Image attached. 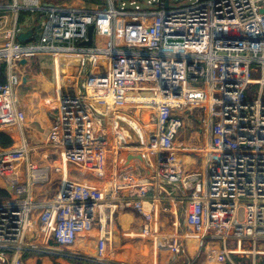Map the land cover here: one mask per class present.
<instances>
[{
    "label": "built area",
    "instance_id": "1",
    "mask_svg": "<svg viewBox=\"0 0 264 264\" xmlns=\"http://www.w3.org/2000/svg\"><path fill=\"white\" fill-rule=\"evenodd\" d=\"M156 2L153 8H142L136 0L130 2L135 8L126 0L121 6L103 0L84 7L38 0L0 3V14L41 13L25 42L18 39L24 30L17 20L12 26L2 22L0 64H6L7 81L0 83V114L17 124L25 120L15 97L23 82L20 70L30 61L48 59L58 100L48 145L57 149L62 164L90 167L81 171L83 176L88 170L117 174L114 186L101 189L66 178L61 168L56 193L41 204L34 202V189L51 182L49 164L32 160L25 137L18 148L0 150V170L18 162L27 167L25 180L12 184L14 195L0 199V264H22L23 254L38 248L27 240L38 234L32 220L37 210L39 232L58 246L96 232L102 259L114 234L102 209L111 212L113 224L117 210L134 208L145 216L148 233L161 197L149 191L179 182L185 225L203 233L201 246L207 242L209 258L231 261L239 254L253 264L264 261V0ZM254 85L260 86L257 92ZM145 89L162 100L150 103L147 120L138 121L131 109L143 112V104L134 103L131 94ZM189 118L203 131L206 127L207 138L181 147L201 160L198 170L184 174L176 142ZM123 125L132 135L120 133ZM130 155H140L150 168V177L138 185L134 173L118 171L128 167ZM118 176L125 182L118 183ZM124 188L137 190L122 197ZM215 241L221 242L219 251L211 244ZM174 246L176 254L185 251L180 241Z\"/></svg>",
    "mask_w": 264,
    "mask_h": 264
},
{
    "label": "crops",
    "instance_id": "2",
    "mask_svg": "<svg viewBox=\"0 0 264 264\" xmlns=\"http://www.w3.org/2000/svg\"><path fill=\"white\" fill-rule=\"evenodd\" d=\"M11 1L12 3H9ZM11 1L0 0V3L14 4L16 2V0ZM18 1L23 3V0ZM31 1L32 0H25L27 3ZM38 1L47 6L84 7L89 5V3L85 0ZM3 14L7 16L5 19L0 16V41L3 39V21L7 23L6 26H12L15 23V20H17L18 25L21 26L24 32L31 30L33 33V30L36 24L39 22L38 20L41 15V13H33V15L27 10H21L17 13L18 15L12 11ZM36 62L39 63V65H34V62L30 61L24 70H20L23 76V82L21 85L15 88V97L17 100L16 105L19 110L25 113V120L22 123L17 124L14 118H9L8 114L7 116L4 112L0 114V130L9 128L11 130V136L14 140V143L11 147L2 148L0 146V150L18 148L22 144L25 137L31 149L32 160L40 161L42 164L47 165L49 164L47 159L48 156L54 155V151L52 149L53 147L48 145L47 139L51 125L53 124V109L57 108L58 100L56 95V86L54 80H52V70L50 71L49 68L51 66L50 61L48 59H40ZM140 94L148 95L150 93L142 92ZM50 107L52 108L49 109ZM143 112H145L144 118L147 120V115L149 112L148 109L143 108ZM187 126L188 128L182 131L176 142L177 146H180L178 154L181 158V162H183L181 170L184 174L198 170L201 166V160L198 159L194 153L186 154L181 150V147H183V145H189L192 147L193 145L200 143L203 138H207L206 127H204L203 131L201 124H199L196 119L189 118L187 120ZM125 130V125L119 127L120 133H124ZM126 153L127 156L130 154L127 151ZM17 165H19V168L16 167ZM111 166L112 165H109L108 167L111 168ZM72 167L75 169L74 166ZM61 168L63 169L64 173L68 172L67 164H61ZM140 169L144 170V175L139 172ZM120 170H122V175L134 173V185H138L150 177V168L148 167L146 160H143L142 158H131L128 162V167L125 170L124 168L119 167L118 171ZM21 173L23 174V180L21 181H24L27 173V167L23 162H18L3 168L0 171V183H3L0 184V187L6 188L8 190V187L12 186L13 183L21 182L17 178H12V176L20 177L18 175H21ZM73 174L72 177L79 178V174ZM1 175H6L8 178L11 177L9 178L10 182L7 183L5 181L6 179H2L3 176ZM55 175L56 173H51L52 177H55ZM116 175L117 174L114 173L113 176L116 177ZM113 176L109 173L104 175L101 174V176H98L101 180L96 177H91V181L92 183L98 181L101 183V185H103L102 182L105 184L109 183V185L114 186L116 178ZM121 176L117 177L118 183L125 182ZM42 186L43 184L41 186L37 185L35 187L34 202L44 204L54 196V191L50 190H55L56 193L58 187L55 189L50 188L49 190H44ZM136 190V188H124L119 190V194L123 197L130 195ZM10 192L11 197L14 195V193L13 190ZM154 193L160 194L161 197L155 201L156 211L152 217V220L150 221L151 231L148 233L144 232V226L147 223L145 216L134 208L117 210L114 214L113 224L110 223L112 222L111 212L109 214L104 208L102 209L101 215L102 218H104L105 224L107 225L109 223L108 228L112 229L113 231L118 230L120 237L118 246L113 244L112 239L114 234L110 239L108 237L109 240L107 242L106 257L102 259L98 258L97 250L99 235L96 232L82 234L78 237L73 245L64 248L66 253L63 254L60 259H58L59 257H53L47 248L54 249V251H61V247L57 245H43L44 243L49 242V240H47L45 236H41V233L39 232L38 210L35 211V214H33L32 218L34 223L33 229H35L38 234L34 237H28L27 235V240L31 239L33 244H38V248L36 250H29L25 252V254H23L22 264H55V261H59L63 264H84V261H91L92 264H232L231 261H234L237 264H243L238 261V258L235 260L233 255H231V261L228 259L225 261H218L216 260L219 259L218 257L216 259H212L209 258L208 255L207 262L203 263L204 261H200L201 259L199 260V252L196 251L197 245H199V243L201 246L200 237L203 234H191V232L187 233L189 231H185L186 225L184 217H179L181 213L180 211H182L181 208L184 210L182 204L177 200L179 196L184 194V189L181 186V182L177 183L176 185L167 184L165 190L160 188V185L159 187L155 185L152 187V190L149 191V194ZM182 224L184 227H182ZM177 241H180L185 248V251L179 254L175 253L174 244ZM188 242L190 244H188ZM205 244H207V242H204V246ZM211 244L214 245L218 251L219 248H221L220 241L211 242ZM208 246L211 247L210 244H208ZM187 251L192 253L196 252L193 254V257H191L195 261H193L191 258H187L186 256L184 257ZM235 255L239 254H234V256ZM209 261H211V263ZM247 263L253 264L251 257L248 258ZM262 264H264V261H262Z\"/></svg>",
    "mask_w": 264,
    "mask_h": 264
},
{
    "label": "rangeland",
    "instance_id": "3",
    "mask_svg": "<svg viewBox=\"0 0 264 264\" xmlns=\"http://www.w3.org/2000/svg\"><path fill=\"white\" fill-rule=\"evenodd\" d=\"M11 1V0H10ZM132 0H126V2L128 3V5L131 7V8H135V6H136V4L137 5H140L142 8H153L156 4H157V2H156V0L155 1H153V0H151V2H149V0H136V4H130V2H131ZM171 1H175V0H171ZM182 1H184V3H186V2H190V1H193V0H178V2L177 3H180V2H182ZM9 3H12V1L11 2H9ZM117 4H118V6H121V0H117ZM36 61H38L37 59L34 61L33 60V62H34V65L35 64H38L39 65V63H37ZM50 68V71L52 70L51 69V66L49 67ZM253 77H257V75L256 74H253ZM260 86L259 85H254V86H252V91L253 92H257V90H258V88H259ZM57 91V90H56ZM140 103V102H139ZM141 105L143 104V103H140ZM135 105V104H134ZM52 107H50L49 109H51ZM135 111H137V113L139 114V115H136L135 114ZM145 112H142L141 111V108H136V107H133L132 109H131V115H132V117L134 116V117H139V119H138V121L140 120H144L143 119V117L145 116V114H144ZM147 118H148V115H147ZM130 127V126H129ZM147 129H149V127H147ZM110 143H112V142H110ZM129 146H135V144H129ZM140 146V145H139ZM53 149V151L54 152H58L57 151V149H55V148H52ZM126 151L128 152V149H126ZM133 152H136V151H133ZM125 153V151H123V153L122 154H124ZM48 161H49V166H50V168H52V174H55L56 173V175H55V177L53 176H51V182H49V183H47V184H43V189L45 190H49L50 188H52V189H55L56 187H59V185H60V183H61V180H62V178H63V175H62V169H61V164H62V162H61V160H60V158H59V155H57V154H54L53 156H50L49 158H48ZM108 162H110V163H112V160H111V157H109V161ZM67 165H68V172H66L65 174H66V178H69V179H71V180H74V181H76V182H82V183H87V184H89V185H91V186H95L96 187V184H97V187L98 188H101V189H108V188H111L112 186L111 185H109V183L108 184H105V183H103L102 182V184L103 185H101V183H99L98 181H96V182H94V183H92V178L91 177H96V178H98V179H100L99 177H98V175L99 174H93L90 170H88L87 171V174L85 175L84 174V176H83V174H82V172L85 170V169H89L90 167H80V166H77V165H74V164H70V163H67ZM19 165H17L16 167L17 168H19L18 167ZM64 166V165H63ZM72 166H74L75 167V169H76V172H75V169L72 167ZM94 168H96V167H94ZM65 169V168H64ZM108 169H111V168H107V170ZM2 170V169H1ZM0 170V171H1ZM82 171V172H81ZM109 171V170H108ZM22 172V171H21ZM139 172L142 174V175H144L145 174V172H144V170H142V169H140L139 170ZM2 173V172H1ZM73 173H77V174H82V176L81 175H79V178H77V177H72V174ZM1 176H3V175H1ZM18 176H20V177H15V176H12V178H17L18 180H23V174L21 173V175H18ZM73 176H74V174H73ZM2 178V177H1ZM9 178H11V177H9ZM6 175H4L3 176V178L2 179H6L5 181L8 183V182H10V179H9ZM101 180V179H100ZM1 182V181H0ZM0 184H3V183H0ZM39 186H41V185H39ZM1 188V187H0ZM50 191H54L53 192V195L55 194V190H50ZM57 191V190H56ZM181 210L182 211H180L181 213H180V215H179V217L180 218H183L184 217V213H183V209L181 208ZM182 227H184L183 226V224H182ZM186 230H188L189 232H191L192 234H194V232L192 231V230H190V229H187V227L185 228V231ZM205 232V231H204ZM188 233V232H187ZM203 234V233H202ZM42 236V235H41ZM202 237H203V235H201V239H202ZM201 239H200V242H201ZM207 239H210V236H208L207 237ZM43 244V243H42ZM188 244H190L189 242H188ZM43 245H51V246H55L56 244L54 243V242H52V241H49V242H46V243H44ZM43 245H41V246H43ZM58 246V245H57ZM61 247V251H51V255H53V257H55V258H58V259H60L61 257H62V255L63 254H65L66 253V251H65V247H63V246H60ZM200 247V248H199ZM190 249H191V247H190ZM56 252V253H55ZM196 252H199V260L200 261H204L203 263H205V262H207L208 261V258H207V248H206V246H204V248H203V246H200V243H199V245H197V251ZM196 252H194V253H192V252H188L187 251V253H186V255H184V257L186 256L187 258H191V257H193V254H195ZM183 257V258H184ZM182 258V259H183ZM233 258L236 260L237 258L239 259L238 261H240L241 263H243V264H248L247 263V260H248V258L247 257H244V256H242V255H233ZM192 259V258H191ZM204 259V260H203ZM193 260V259H192ZM193 261H195V260H193ZM199 262V261H198ZM198 262H196V263H198ZM210 263H211V261H209ZM193 263V262H192ZM212 263H216V262H212ZM228 263V262H227Z\"/></svg>",
    "mask_w": 264,
    "mask_h": 264
},
{
    "label": "trees",
    "instance_id": "4",
    "mask_svg": "<svg viewBox=\"0 0 264 264\" xmlns=\"http://www.w3.org/2000/svg\"><path fill=\"white\" fill-rule=\"evenodd\" d=\"M85 1L88 2L89 4H100L103 2V0H85ZM6 81H7L6 64L2 63L0 64V83H5ZM13 143H14V140L11 136V130L9 128L1 129L0 130V146L2 148H9L13 145ZM10 195H11V192L8 191L6 188H0V199L1 200L9 198ZM55 264H63V263L59 261H55ZM84 264H92V262L84 261Z\"/></svg>",
    "mask_w": 264,
    "mask_h": 264
},
{
    "label": "bare ground",
    "instance_id": "5",
    "mask_svg": "<svg viewBox=\"0 0 264 264\" xmlns=\"http://www.w3.org/2000/svg\"><path fill=\"white\" fill-rule=\"evenodd\" d=\"M145 90L146 91H144V92H148L150 94H148V95H142L140 93H136L135 92V93H132L131 94V100H133L134 103L142 102L143 103V108H146V109H147V107H149L150 103H152L153 101H160V100H162V97H159L158 95H155L154 93H151L150 91H148V89H145ZM135 125H137V127H139V125H138L137 122H135ZM122 134H124V135H132L131 130H130L129 127H126L125 132L122 133ZM103 220H104V218H103Z\"/></svg>",
    "mask_w": 264,
    "mask_h": 264
},
{
    "label": "water",
    "instance_id": "6",
    "mask_svg": "<svg viewBox=\"0 0 264 264\" xmlns=\"http://www.w3.org/2000/svg\"><path fill=\"white\" fill-rule=\"evenodd\" d=\"M93 29H94V26L93 25H90V27H89V39H88V41L85 42L86 44H89L90 45L92 43V40H93ZM31 35H32V31L31 30L28 31V32H22L18 36V39H19V41L25 42V41L28 40L29 36H31ZM25 63H26V59H23L21 61V64L24 65ZM132 157H134V156L133 155H130L128 159L130 160ZM137 158H141V156L139 155V156H137ZM8 190L11 191L12 190V186H9L8 187ZM112 241H113V244L115 246H118L119 245L120 237H119L118 230H115L114 231V236H113Z\"/></svg>",
    "mask_w": 264,
    "mask_h": 264
}]
</instances>
